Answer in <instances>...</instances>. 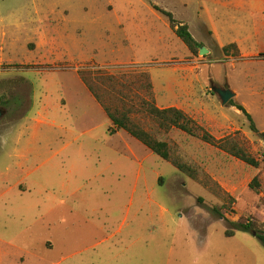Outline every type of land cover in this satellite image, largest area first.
Wrapping results in <instances>:
<instances>
[{
    "label": "rangeland",
    "instance_id": "374dc122",
    "mask_svg": "<svg viewBox=\"0 0 264 264\" xmlns=\"http://www.w3.org/2000/svg\"><path fill=\"white\" fill-rule=\"evenodd\" d=\"M153 6L207 54L191 55ZM263 16L221 0H0V264H264L253 234L225 236L232 223L264 228V167L171 131L162 139L196 173L185 176L125 132L109 135L77 74L145 71L158 108L215 140L236 134L255 155L264 142L211 87L228 84L264 133Z\"/></svg>",
    "mask_w": 264,
    "mask_h": 264
},
{
    "label": "trees",
    "instance_id": "16d2710c",
    "mask_svg": "<svg viewBox=\"0 0 264 264\" xmlns=\"http://www.w3.org/2000/svg\"><path fill=\"white\" fill-rule=\"evenodd\" d=\"M153 8L167 18L174 35L186 46L191 55L197 56L202 45L193 38L188 26L176 22L170 12L156 6H153ZM177 25H180V27H177ZM230 49H235V45H228L223 48V51L229 53ZM101 72L100 69L91 68L86 71H78L77 74L106 114L110 122L107 130L109 135H114L118 131L125 132L146 147L152 154L170 163L178 172L192 179L196 178L194 169L187 165L181 157L175 155L170 145L162 139V136L171 131H179L216 146L247 166L255 169L260 166L264 167V151L255 155L252 154L236 134L215 140L180 109L175 107L158 108L154 102L151 80L145 71L117 73V76L107 75L106 78L102 76ZM137 90L142 93L137 94ZM229 103L246 117L249 123V131L258 134L264 142V133H259L252 117L245 109L240 105H235L231 100ZM138 115L149 120L153 127L147 129L148 127L146 128L138 121ZM249 188L256 191L261 188L259 179L254 178L249 184ZM209 210L213 214L222 216L216 207L209 208ZM236 231L253 234L264 247V228L262 230L258 229L249 221L246 223H232L231 229L225 232V236L232 237Z\"/></svg>",
    "mask_w": 264,
    "mask_h": 264
},
{
    "label": "crops",
    "instance_id": "0c3cea01",
    "mask_svg": "<svg viewBox=\"0 0 264 264\" xmlns=\"http://www.w3.org/2000/svg\"><path fill=\"white\" fill-rule=\"evenodd\" d=\"M221 3H223V7H232L233 9H238L239 11L249 14H260L264 15V0H221ZM262 21H264V16L261 17ZM123 132V131H122ZM115 136H120V131L115 134ZM128 136V135H127ZM122 138V137H120ZM125 147L126 151L129 152L132 158L137 159V153L132 149L131 144L125 140ZM110 154H113L115 156H121L122 153L118 152V150L110 151ZM59 151L50 152V158L53 159L55 157L60 156ZM123 156V155H122ZM103 174H101L102 177ZM103 178V177H102ZM63 184L64 182H60ZM21 189V185H19ZM59 190H64L65 192L68 190L67 185L63 184L60 185ZM52 213V209H47V214ZM49 244V248H52V244Z\"/></svg>",
    "mask_w": 264,
    "mask_h": 264
},
{
    "label": "water",
    "instance_id": "95a60500",
    "mask_svg": "<svg viewBox=\"0 0 264 264\" xmlns=\"http://www.w3.org/2000/svg\"><path fill=\"white\" fill-rule=\"evenodd\" d=\"M177 27H180V25H177ZM198 54L199 55L207 54V49L205 47H201L199 49ZM211 90L213 94H215L220 99L222 105L227 104L230 100H232L235 97V93L230 90L228 84H225L223 87L212 86ZM1 115L2 112L0 111V117Z\"/></svg>",
    "mask_w": 264,
    "mask_h": 264
}]
</instances>
